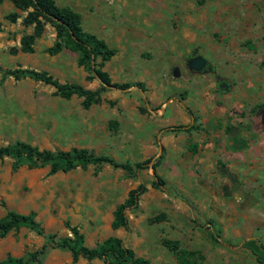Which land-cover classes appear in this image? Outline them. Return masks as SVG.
I'll return each instance as SVG.
<instances>
[{
    "label": "rangeland",
    "instance_id": "obj_1",
    "mask_svg": "<svg viewBox=\"0 0 264 264\" xmlns=\"http://www.w3.org/2000/svg\"><path fill=\"white\" fill-rule=\"evenodd\" d=\"M79 14L82 28L102 39L115 55L103 70L116 83L87 109L81 99H62L48 85L29 79L0 80V145L21 141L44 150L81 148L118 163L151 162L163 181L151 187V170L130 175L108 165H88L49 174V167L11 171L0 161V209H32L45 233L69 236L67 222L93 247L117 237L147 264H175L159 245L176 240L198 251L199 264H258L264 259V0H54ZM20 12L0 3L1 71H43L60 83L96 90L97 79L76 64L75 53L48 55L46 26L33 52L19 51L31 32ZM203 57L196 72L188 59ZM223 89H219V85ZM116 122L114 128L108 124ZM190 126L194 130L184 131ZM191 144L195 153L187 151ZM146 187L127 211L128 227L112 230L114 207L138 184ZM163 215L160 222H149ZM211 222V223H210ZM218 231V242L209 233ZM43 243L26 228L0 239V260L36 250ZM40 264H70L69 254L48 249ZM74 264H102L78 259Z\"/></svg>",
    "mask_w": 264,
    "mask_h": 264
},
{
    "label": "trees",
    "instance_id": "obj_2",
    "mask_svg": "<svg viewBox=\"0 0 264 264\" xmlns=\"http://www.w3.org/2000/svg\"><path fill=\"white\" fill-rule=\"evenodd\" d=\"M8 1L13 9L20 12L10 13L4 16V19L14 23L20 19V24L26 28L31 27V32L22 34L19 39V51L24 54L33 52V45L48 26L53 32V41L45 49L48 55H55L62 50H66L77 55L76 64L83 66L91 74V78L97 79L99 87L96 90L84 89L74 83H60L51 75L43 71H36L28 68H16L12 70L1 71L0 80L9 77L15 81L29 79L48 85L54 89L56 96L62 99H69L72 96L80 98V105L83 109L96 104L100 95L109 90L124 91L130 87L140 88V83H116L112 82L108 74L103 70V66L116 53V50L107 46V44L96 35L85 31L81 26V19L78 13L66 6H58L54 0H0ZM264 109V104L255 105L251 113L258 109ZM110 128L116 126V122L108 124ZM190 126L184 131L194 130ZM197 146L191 144L187 151L195 153ZM8 158L11 160L10 169L16 171L20 166L26 165L28 169L35 167L48 166L49 174L56 172H68L77 167L85 169L88 165H108L114 169H121L130 175L142 170H151L154 181L151 187H160L163 181L156 175L155 169L159 165L161 156L151 162L147 159L143 162L132 165L124 162H115L106 155H96L81 148H70L68 150H44L38 149L29 143L14 141L6 145H0V161ZM146 187L138 184L135 188L129 190L125 199L114 207L110 228L112 230L128 227L126 212L137 207L140 196L145 193ZM35 213L29 211L26 214L14 211H5L0 218V239L10 232H16L20 228H26L36 236L43 239V243L36 250L25 253L20 257L6 255L0 260V264H40V257L48 250L53 248L64 249L68 252L70 264H74L78 259L86 261L99 260L102 264H147L142 258L136 257L133 251L126 247L122 240L117 237H107L102 241L95 243L89 248L84 245L83 235L75 226H69L67 222L63 227L68 231L69 236L56 238L55 234L45 233L39 222L35 219ZM164 216L158 215L149 220V222H160ZM211 223V222H210ZM218 231L209 233V239L212 242H218ZM159 245L168 251L175 264H199L201 255L198 251L185 250L180 247L176 240L160 238ZM258 264H264V259L254 254Z\"/></svg>",
    "mask_w": 264,
    "mask_h": 264
},
{
    "label": "crops",
    "instance_id": "obj_3",
    "mask_svg": "<svg viewBox=\"0 0 264 264\" xmlns=\"http://www.w3.org/2000/svg\"><path fill=\"white\" fill-rule=\"evenodd\" d=\"M55 2V1H54ZM11 5V4H10ZM57 5V4H56ZM12 6V5H11ZM15 10V9H14ZM196 58H198V59H200L202 62H203V64H202V66L200 67V69L199 70H195L196 72H199V71H201L203 68H204V66H206L207 65V62H206V60L202 57H200V56H195V57H192L191 59H188V61H187V66H188V64H189V62L190 61H192V60H194V59H196ZM189 67V66H188ZM190 68V67H189ZM258 104H264V103H258ZM257 105V104H256ZM258 110H264L263 108L262 109H258ZM257 111V110H256ZM5 211H12L11 209H8V210H2V209H0V218L4 215V213H5ZM14 211V210H13ZM29 211H33L32 209H30ZM29 211H27V212H21V214H26V213H28ZM14 212H16V211H14ZM34 212V211H33ZM17 213H20V212H17ZM35 213V212H34ZM36 215V214H35ZM35 219H36V216H35ZM11 256V255H10ZM12 257H14V256H12Z\"/></svg>",
    "mask_w": 264,
    "mask_h": 264
},
{
    "label": "water",
    "instance_id": "obj_4",
    "mask_svg": "<svg viewBox=\"0 0 264 264\" xmlns=\"http://www.w3.org/2000/svg\"><path fill=\"white\" fill-rule=\"evenodd\" d=\"M202 64H203V62L200 59L196 58V59L190 61L188 66L194 70H199L200 67L202 66ZM219 89L220 90L223 89V86L221 84L219 85Z\"/></svg>",
    "mask_w": 264,
    "mask_h": 264
}]
</instances>
